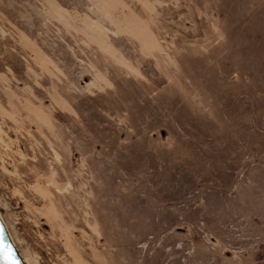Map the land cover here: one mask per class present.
<instances>
[{
  "label": "rangeland",
  "instance_id": "rangeland-1",
  "mask_svg": "<svg viewBox=\"0 0 264 264\" xmlns=\"http://www.w3.org/2000/svg\"><path fill=\"white\" fill-rule=\"evenodd\" d=\"M0 215L29 264H264V0H0Z\"/></svg>",
  "mask_w": 264,
  "mask_h": 264
},
{
  "label": "water",
  "instance_id": "water-1",
  "mask_svg": "<svg viewBox=\"0 0 264 264\" xmlns=\"http://www.w3.org/2000/svg\"><path fill=\"white\" fill-rule=\"evenodd\" d=\"M0 264H27L0 216Z\"/></svg>",
  "mask_w": 264,
  "mask_h": 264
},
{
  "label": "bare ground",
  "instance_id": "bare-ground-1",
  "mask_svg": "<svg viewBox=\"0 0 264 264\" xmlns=\"http://www.w3.org/2000/svg\"><path fill=\"white\" fill-rule=\"evenodd\" d=\"M0 216H1V215H0ZM11 238H12V236H11ZM12 240H13V238H12ZM13 242H14V244L16 245V243H15L14 240H13ZM16 246H17V245H16ZM24 259H25L26 263L29 264L25 257H24Z\"/></svg>",
  "mask_w": 264,
  "mask_h": 264
}]
</instances>
